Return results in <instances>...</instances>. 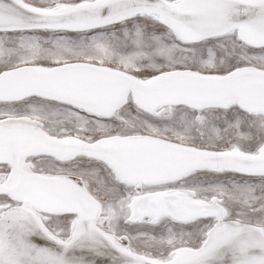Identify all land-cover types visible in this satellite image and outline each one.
Instances as JSON below:
<instances>
[{
    "label": "snow or ice",
    "instance_id": "1",
    "mask_svg": "<svg viewBox=\"0 0 264 264\" xmlns=\"http://www.w3.org/2000/svg\"><path fill=\"white\" fill-rule=\"evenodd\" d=\"M0 264H264V0H0Z\"/></svg>",
    "mask_w": 264,
    "mask_h": 264
}]
</instances>
